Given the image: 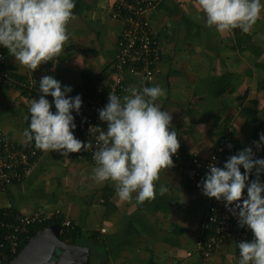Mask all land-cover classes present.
Segmentation results:
<instances>
[{
	"label": "crops",
	"instance_id": "0c3cea01",
	"mask_svg": "<svg viewBox=\"0 0 264 264\" xmlns=\"http://www.w3.org/2000/svg\"><path fill=\"white\" fill-rule=\"evenodd\" d=\"M116 1L75 0L70 37L55 65L44 63L32 72L6 50L9 84L0 87V131L10 140L32 143L23 137L25 116L39 96L30 95L26 85L39 89L40 78L51 75L70 86L74 97L112 73L123 31L121 21L111 17ZM149 1L148 17L161 44L155 75L147 80L125 74L126 89L159 85L165 90L158 102L172 113L182 151L206 159L227 134L233 148L251 147L263 157L264 146L256 144L264 133V14L247 34L218 33L198 19L197 0ZM94 167L77 153L67 158L48 152L28 179L0 192V211L60 213L84 233L80 249L92 264H237L231 239L209 260L197 252L210 198L182 173L163 171L156 183L168 191L136 203L120 201L112 182L95 183Z\"/></svg>",
	"mask_w": 264,
	"mask_h": 264
},
{
	"label": "clouds",
	"instance_id": "9594fccd",
	"mask_svg": "<svg viewBox=\"0 0 264 264\" xmlns=\"http://www.w3.org/2000/svg\"><path fill=\"white\" fill-rule=\"evenodd\" d=\"M205 26L218 33L236 29L247 34L264 14V0H197ZM75 0H0V48L7 50L19 65L34 72L44 63H57L70 34L67 26L75 19ZM70 86L51 75L39 81V99H32L23 131L26 142H34L44 152L87 151L89 144L74 136V115L80 112L82 98L70 96ZM125 95L109 93L108 103L98 110L106 128L95 127L97 149L91 178L97 184L112 182L120 201L143 203L164 195L157 187L161 173L174 167L172 157L180 141L172 126V113L162 110L159 98L165 90L159 85L137 88L130 85ZM52 98L50 104L47 97ZM54 107L55 111H52ZM264 146L259 134L258 149ZM231 148V145H228ZM243 169V173L241 172ZM255 172V179L249 176ZM264 158H255L245 147L231 155L222 167L208 165L197 184L202 194L223 201L237 218L238 226L248 230L251 240L236 242L237 264H264ZM246 191V195H244Z\"/></svg>",
	"mask_w": 264,
	"mask_h": 264
},
{
	"label": "built area",
	"instance_id": "2783aa9c",
	"mask_svg": "<svg viewBox=\"0 0 264 264\" xmlns=\"http://www.w3.org/2000/svg\"><path fill=\"white\" fill-rule=\"evenodd\" d=\"M152 7L153 4L148 0H117L112 8L111 17L121 21L123 25L118 51L112 66L113 71L110 75L102 77L94 87H85L75 94L82 98V106L78 115L73 113L76 124L74 136L81 142L89 144L87 151L82 149L77 153L78 159L94 162L93 152L97 149L95 137L98 135L95 127L106 128V124L99 119L98 110L108 103L109 93L124 95L126 89L124 75H141L147 80H151L155 75L154 67L159 59L161 44L153 23L148 17V11ZM6 61L5 49L0 48V87L9 84ZM25 88L30 95H40L39 89L33 83L26 85ZM47 99L51 104L52 98L49 96ZM52 111H55L54 107ZM228 145H231V148ZM238 151L240 150L233 148L232 138L226 134L218 139L212 153L206 159L179 148L177 154L172 157L174 167L171 169L182 173L189 185L197 187L208 171L209 164L222 167L228 157ZM47 153L36 148L34 142L22 145L13 142L0 131V192L5 193L10 187L28 179L40 159ZM253 153L255 158H264L255 151ZM241 172L243 173L242 168ZM255 178V172L250 174V180ZM260 179L264 182V175H261ZM56 214L37 211L29 215H21L12 210H5L3 216L8 217L10 221L3 224L8 233L0 242V264H5L10 257L18 255L21 237L29 232L28 228L45 223ZM64 225L69 226L70 221L66 220ZM226 239H231L235 244L242 240H251L252 235L245 228L238 226L237 218L225 208L223 201L217 202L214 198H210L197 252L204 260H209L212 252ZM236 252L238 253L237 247Z\"/></svg>",
	"mask_w": 264,
	"mask_h": 264
},
{
	"label": "water",
	"instance_id": "95a60500",
	"mask_svg": "<svg viewBox=\"0 0 264 264\" xmlns=\"http://www.w3.org/2000/svg\"><path fill=\"white\" fill-rule=\"evenodd\" d=\"M10 264H92L87 252L62 241L52 227L39 232Z\"/></svg>",
	"mask_w": 264,
	"mask_h": 264
},
{
	"label": "trees",
	"instance_id": "16d2710c",
	"mask_svg": "<svg viewBox=\"0 0 264 264\" xmlns=\"http://www.w3.org/2000/svg\"><path fill=\"white\" fill-rule=\"evenodd\" d=\"M78 92H80V90ZM4 212L5 210L0 211V242L3 241V236L8 233L6 228L3 227V224L10 221L8 217L3 216ZM66 220L67 219L64 216H62L60 213H57L52 219L48 220L47 222L33 225L32 227L28 228L29 232L24 233L21 237V243L18 247V254L27 246V244L33 237L49 227H52L54 229V231L62 239V241L80 248L85 235L82 230L72 222H70L69 226H65L64 222ZM16 256L10 257L8 262L5 264H10L16 258Z\"/></svg>",
	"mask_w": 264,
	"mask_h": 264
}]
</instances>
